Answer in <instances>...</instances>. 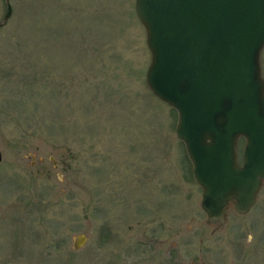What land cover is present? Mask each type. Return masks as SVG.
Listing matches in <instances>:
<instances>
[{
  "label": "rangeland",
  "instance_id": "374dc122",
  "mask_svg": "<svg viewBox=\"0 0 264 264\" xmlns=\"http://www.w3.org/2000/svg\"><path fill=\"white\" fill-rule=\"evenodd\" d=\"M8 2L0 264H264V181L248 213L208 224L177 114L146 85L136 0ZM259 64L264 80V46Z\"/></svg>",
  "mask_w": 264,
  "mask_h": 264
},
{
  "label": "water",
  "instance_id": "95a60500",
  "mask_svg": "<svg viewBox=\"0 0 264 264\" xmlns=\"http://www.w3.org/2000/svg\"><path fill=\"white\" fill-rule=\"evenodd\" d=\"M5 5L0 29L12 12ZM135 14L151 54L146 85L177 112L201 208L222 227L230 204L249 212L264 180V0H136ZM86 242L77 235L73 250Z\"/></svg>",
  "mask_w": 264,
  "mask_h": 264
},
{
  "label": "flooded vegetation",
  "instance_id": "af4514ba",
  "mask_svg": "<svg viewBox=\"0 0 264 264\" xmlns=\"http://www.w3.org/2000/svg\"><path fill=\"white\" fill-rule=\"evenodd\" d=\"M4 25H5V23H4Z\"/></svg>",
  "mask_w": 264,
  "mask_h": 264
}]
</instances>
